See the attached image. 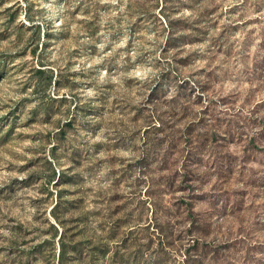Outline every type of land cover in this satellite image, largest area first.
Wrapping results in <instances>:
<instances>
[{
	"label": "rangeland",
	"instance_id": "rangeland-1",
	"mask_svg": "<svg viewBox=\"0 0 264 264\" xmlns=\"http://www.w3.org/2000/svg\"><path fill=\"white\" fill-rule=\"evenodd\" d=\"M262 101L264 0H0V264H264Z\"/></svg>",
	"mask_w": 264,
	"mask_h": 264
},
{
	"label": "trees",
	"instance_id": "trees-1",
	"mask_svg": "<svg viewBox=\"0 0 264 264\" xmlns=\"http://www.w3.org/2000/svg\"><path fill=\"white\" fill-rule=\"evenodd\" d=\"M262 103H264V101H262ZM257 108V106L256 107H254V110ZM249 113H252V111H249ZM223 248H225V247H223ZM216 250H218V246H215V250L214 251H216ZM183 264H185V262L183 261Z\"/></svg>",
	"mask_w": 264,
	"mask_h": 264
}]
</instances>
